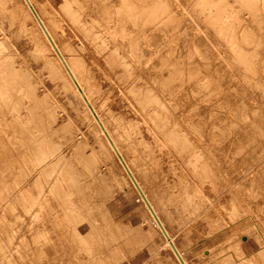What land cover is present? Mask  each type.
<instances>
[{
	"label": "rangeland",
	"instance_id": "rangeland-1",
	"mask_svg": "<svg viewBox=\"0 0 264 264\" xmlns=\"http://www.w3.org/2000/svg\"><path fill=\"white\" fill-rule=\"evenodd\" d=\"M100 1L89 4L88 9L95 19L89 22L94 28L91 37L101 31L114 5L113 1ZM131 1L145 2L146 8L143 14H134L136 24L131 28V42L127 45L135 49L128 53L133 54L128 57L130 62L138 64L148 59L146 62L154 69L152 71L161 72L162 79L169 78L167 71L176 70L171 73V81L163 83L172 89L164 92L170 99L165 105L174 110H178L176 103L185 108V100L176 101L187 81L197 78L198 90L192 94L193 104L200 106L204 99H210L214 127L221 126L228 134L227 176L218 180L214 192L204 186L197 190L196 197L182 207L184 209L187 204V210L183 211H187L186 214L170 216L167 210L160 212L163 221L190 264H210L212 255L216 260L238 257V254H249L244 259L245 264H264V0ZM11 3L17 10L18 16L15 15L20 26L34 36L36 32L21 11V3L17 0ZM11 11V5L0 0V61L16 71L20 84L19 98L6 101L0 94V124L4 125H0L3 137L0 140V184L8 190L20 185L25 192L10 207L0 210V264H176L170 251L162 248L160 237L148 222L143 231L156 250L117 252L118 246L108 240L114 225L123 226L120 231L131 229L135 226L134 219L143 218L145 213L115 160L102 151V143L81 103L68 96L72 92L60 73L51 76L43 62L37 60L33 45L28 43L27 34L22 32ZM121 20L127 24H121L126 32L130 22ZM141 26L148 32L145 43H142ZM102 37L113 45L107 34L103 33ZM148 49L161 52L150 56ZM44 53L54 66L50 54ZM114 57L121 59L119 54ZM102 63L115 68L117 81L136 77L133 72L142 73L139 68L118 67L109 58ZM151 87L160 90L155 81ZM143 91L146 95L150 92L146 86ZM172 93L178 96L177 100ZM150 95L161 108V99L152 92ZM6 103L10 107L7 110ZM15 103L19 113L17 120L11 112ZM200 124L197 121V125ZM10 137L18 143L28 142L29 160L21 159L20 152L12 155L3 151L4 143H13ZM212 143L215 142L212 140ZM213 147L210 143L204 145L208 161L212 158ZM39 154L49 156L47 171L51 188L48 194L51 200L57 201L58 196L54 194L57 190L62 198L60 205L46 204L39 211L40 218L34 222L28 218V210L32 203L42 198L45 184L40 186L29 169L31 161ZM239 179L242 182L240 190L236 188ZM237 193L240 197L232 202ZM114 197L119 201L113 207L110 201ZM63 200H68V205L74 209L71 217L85 238L56 235L52 215L57 214V221L60 220ZM206 204L210 205L209 209ZM200 208L205 210L202 214L197 211H201ZM188 209L198 215H190ZM205 213L208 214L206 223ZM39 224L45 227L38 230ZM229 245L233 249H229ZM258 246L259 254L253 251Z\"/></svg>",
	"mask_w": 264,
	"mask_h": 264
},
{
	"label": "bare ground",
	"instance_id": "bare-ground-1",
	"mask_svg": "<svg viewBox=\"0 0 264 264\" xmlns=\"http://www.w3.org/2000/svg\"><path fill=\"white\" fill-rule=\"evenodd\" d=\"M17 1L19 4L21 3V11L25 12V16L32 23L36 37L20 26L17 10L12 6L11 0H4L5 3L11 5L13 10V12L11 11L12 17L17 18L16 22L22 32L27 34L28 43L33 45L37 60L43 62L51 76L54 77L60 73L64 78L72 92L68 96H73L81 103L102 143V151L107 152L115 160L145 213L143 218L138 216V218L134 219L133 223H135V226L131 229L124 228L120 231L123 226L114 225L113 230L109 232L110 237L108 240L111 239L110 241L118 246L116 248L117 252L124 250L151 252L156 250L155 244L143 231L145 223L148 222L154 227L158 238L160 237L162 248L170 251L176 264H190L183 251L175 242V236H172L169 232L160 212L167 210V215L170 216L175 213H184V209L188 206L186 204L183 209V205L190 199H193V197H196L194 195L197 190H202L204 186L205 189H211L214 192L218 180L227 176L226 171L228 170V134L225 128L221 126L218 128L214 127V122L211 120L213 116L211 113L212 101L204 99L200 106L199 104H193L195 99L192 94L198 90L197 84L199 80L195 77L190 78L187 81V86L182 90V95L179 96V99L177 95L172 93L173 99H178L176 102H180L183 99L186 103L184 104L185 108H180V105L176 103L178 110H174L165 105L170 99L164 95V92L172 89L164 86L163 83H169L171 81V73L176 70L167 71L166 75L169 78L162 79L161 72L156 73L152 71L154 69H151L150 65L146 62L148 59L142 60L138 64L130 62L128 57H132L133 54L132 52L128 53L130 50H135L127 46L131 42L130 31L136 24L134 14L136 12L141 14L145 12L146 4L144 0H142L144 3H135L131 0H109L114 3L113 8L106 17L101 31L96 32L94 37L90 36V32L94 28L89 22H94L95 19L92 18V13L88 8L90 7V3L94 4L98 0ZM104 1L106 0H101L100 2L104 3ZM121 18L130 22L126 32H123L122 25L127 24ZM141 27L140 33L143 35L142 43H145V37L148 32L147 29H143V26ZM103 33L110 37L113 45L103 39ZM101 38L104 44L101 43ZM44 51L50 54L54 66L49 62ZM148 52L150 56H157L161 51L148 49ZM118 54L121 59L114 57V55ZM106 58L111 59L118 67L123 69L128 68L127 70L139 68L142 70V73L138 75L133 72L136 77L133 76L130 79L117 81L115 68L106 67L102 63V60ZM125 58L129 61L127 62ZM155 67L158 68L156 65ZM122 72V74H126L125 70ZM16 78V71L9 68L5 62L0 61V94L6 101L11 100L12 97L19 98L20 84ZM153 81L158 83L160 90L156 87H151ZM143 86H146L150 92L156 94L161 99V103H163L161 108H159L158 101L152 99L150 92L148 95L144 93ZM16 106L17 103L13 104L11 112L16 116L17 120L19 119V113L15 109L17 108ZM8 108L10 107L6 103L5 109L7 110ZM197 121H200L201 124L197 125ZM1 135L0 140H3ZM212 140L215 143H212ZM9 141L13 143H4V152L14 155L17 151L22 153L20 155L21 159L25 161L29 160L30 157H28L27 153L30 146L28 142L18 143L14 137H10ZM207 143L214 146L211 151L212 158L210 161L205 156L204 145ZM48 163L49 156H40L39 154L35 160L31 161L29 169L40 186L45 184V193L42 198L32 203L28 210V218L34 222L40 218L39 211L45 208L46 204L52 202L60 205V198H62L59 190L54 192L58 196L56 197L57 201L55 199L54 201L51 200L48 194V190L50 191L49 172L47 171ZM102 165V167H105L103 163ZM1 177L2 175H0V179ZM240 184H242L241 180L239 184H236L237 189H239ZM24 192L20 185L13 186L12 189L8 190L0 184V210L10 207ZM239 197L238 193L234 195L232 202L236 201L235 198L238 200ZM114 198L110 201V206L117 204L116 201H119ZM206 201L208 200L206 199ZM63 205L64 208L60 211L61 218L59 221H57V214L52 215L53 226L57 228L56 235L79 240L85 238L84 232L74 223V218L72 217L75 211L68 205V200H63ZM207 206L208 208H206L209 209L210 205ZM197 211L198 213L200 212L199 214H202L201 212L205 210L203 208L201 211ZM189 212L190 215H198L195 211L192 213L189 210ZM204 215L205 221L208 214L206 215L205 213ZM44 227L39 224L37 229L42 230ZM200 230L202 229L200 228ZM216 230L214 229L215 232H217ZM131 247L134 248L130 250ZM228 248L233 249V246L230 247L229 245ZM209 251L211 252V249ZM253 251L259 254V246L253 249ZM203 252L201 251V253ZM89 253L94 254L93 250H89ZM199 254L197 255L198 257L201 256ZM248 255L240 256L238 254V257L233 256V258L230 255L231 259L227 257L216 258L219 257L218 255L214 256L216 260L213 259L212 255L213 261L211 260L210 264H245L244 259Z\"/></svg>",
	"mask_w": 264,
	"mask_h": 264
}]
</instances>
